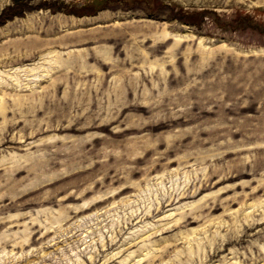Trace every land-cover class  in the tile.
Wrapping results in <instances>:
<instances>
[{
    "label": "rangeland",
    "instance_id": "1",
    "mask_svg": "<svg viewBox=\"0 0 264 264\" xmlns=\"http://www.w3.org/2000/svg\"><path fill=\"white\" fill-rule=\"evenodd\" d=\"M0 264H264V0H0Z\"/></svg>",
    "mask_w": 264,
    "mask_h": 264
}]
</instances>
